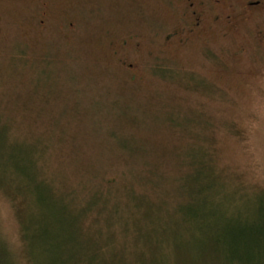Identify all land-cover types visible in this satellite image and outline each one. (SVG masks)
<instances>
[{
  "label": "rangeland",
  "instance_id": "374dc122",
  "mask_svg": "<svg viewBox=\"0 0 264 264\" xmlns=\"http://www.w3.org/2000/svg\"><path fill=\"white\" fill-rule=\"evenodd\" d=\"M41 10L0 0V244L16 264H240L263 222L264 8L188 38L172 0Z\"/></svg>",
  "mask_w": 264,
  "mask_h": 264
},
{
  "label": "flooded vegetation",
  "instance_id": "af4514ba",
  "mask_svg": "<svg viewBox=\"0 0 264 264\" xmlns=\"http://www.w3.org/2000/svg\"><path fill=\"white\" fill-rule=\"evenodd\" d=\"M37 1L42 9L37 26L44 28L49 22V10L54 8L60 0ZM172 6L177 11L181 24L168 35V38L176 36L188 38L211 24L224 23L231 30L236 29L240 19L252 17L264 8V0H172ZM72 25L71 22L68 23L69 27ZM179 43H184V40L179 39ZM120 47L127 49L128 42L122 41Z\"/></svg>",
  "mask_w": 264,
  "mask_h": 264
},
{
  "label": "trees",
  "instance_id": "16d2710c",
  "mask_svg": "<svg viewBox=\"0 0 264 264\" xmlns=\"http://www.w3.org/2000/svg\"><path fill=\"white\" fill-rule=\"evenodd\" d=\"M5 169L2 165H0V171ZM45 200V201H44ZM41 201H44L48 203V199H43ZM49 206L54 205V203L51 201L48 203ZM260 217L263 221L261 224V230L257 231H251V236L253 237L251 241L250 247H253L252 251H249V253L245 254V257L241 258L240 264H264V204L262 207V210L260 211ZM258 226V225H257ZM258 235L262 236V238H257ZM256 236V237H255ZM48 238L50 239V235H48L45 231L42 232V235H37L36 239L33 241H30V247L35 252L34 257L39 260V255L41 254V242L43 239ZM47 241V240H46ZM33 256V255H32ZM38 262V261H37ZM0 264H16L14 257L9 253L8 249H6L2 244H0ZM37 264V263H35ZM50 264H54V261L50 259Z\"/></svg>",
  "mask_w": 264,
  "mask_h": 264
}]
</instances>
